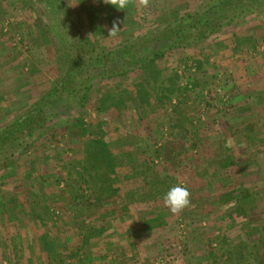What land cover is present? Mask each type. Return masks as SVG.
Masks as SVG:
<instances>
[{
    "label": "rangeland",
    "instance_id": "rangeland-1",
    "mask_svg": "<svg viewBox=\"0 0 264 264\" xmlns=\"http://www.w3.org/2000/svg\"><path fill=\"white\" fill-rule=\"evenodd\" d=\"M61 1L108 51L207 0ZM53 10L0 0V129L56 84ZM72 27L60 29L70 41ZM146 64L92 69L81 103L54 105L40 135L26 137L33 125L4 148L0 264H235L252 227L264 234V14ZM176 184L190 205L173 213L163 195Z\"/></svg>",
    "mask_w": 264,
    "mask_h": 264
},
{
    "label": "trees",
    "instance_id": "trees-1",
    "mask_svg": "<svg viewBox=\"0 0 264 264\" xmlns=\"http://www.w3.org/2000/svg\"><path fill=\"white\" fill-rule=\"evenodd\" d=\"M48 1L58 20L57 24L54 21L51 23L59 45L62 69L55 85L37 102L24 108L9 125L0 129V154L5 147L11 149L13 143L20 145L21 134L28 127L35 125L26 137L33 139L40 135L41 130L48 126V122L53 121L54 117H59V114L49 113L54 105H57V108L65 106L69 109L81 103L96 79L91 73L92 69H98L97 75L106 79L118 75L120 68L123 69L124 66H127L129 71L142 70L146 63L153 64L163 59L173 50L182 48L197 37L207 38L221 27L236 24L250 16L264 14V0H207L202 4L200 13H187L174 17L164 22L161 27L138 37L134 43L107 51L93 48L88 41L81 38L79 33L77 34L61 0ZM66 23H71L72 29L78 35L71 41L60 31ZM58 123L59 121L56 120L53 126L49 127V135L53 143H58L57 137L62 136L64 132H58ZM73 204L76 207V202ZM252 229L248 233V242L246 240L240 248L239 254L242 258L235 264H264V234L261 233V229L254 227Z\"/></svg>",
    "mask_w": 264,
    "mask_h": 264
},
{
    "label": "clouds",
    "instance_id": "clouds-1",
    "mask_svg": "<svg viewBox=\"0 0 264 264\" xmlns=\"http://www.w3.org/2000/svg\"><path fill=\"white\" fill-rule=\"evenodd\" d=\"M190 191L184 184L171 186L163 195L164 204L173 213L190 205Z\"/></svg>",
    "mask_w": 264,
    "mask_h": 264
},
{
    "label": "built area",
    "instance_id": "built-area-1",
    "mask_svg": "<svg viewBox=\"0 0 264 264\" xmlns=\"http://www.w3.org/2000/svg\"><path fill=\"white\" fill-rule=\"evenodd\" d=\"M6 30V28H4V31Z\"/></svg>",
    "mask_w": 264,
    "mask_h": 264
}]
</instances>
